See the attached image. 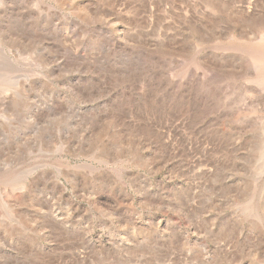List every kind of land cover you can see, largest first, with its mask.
<instances>
[{
  "label": "rangeland",
  "instance_id": "374dc122",
  "mask_svg": "<svg viewBox=\"0 0 264 264\" xmlns=\"http://www.w3.org/2000/svg\"><path fill=\"white\" fill-rule=\"evenodd\" d=\"M0 264H264V0H0Z\"/></svg>",
  "mask_w": 264,
  "mask_h": 264
}]
</instances>
